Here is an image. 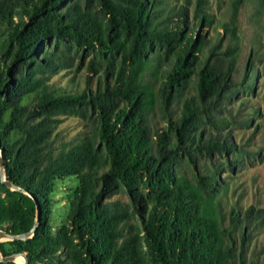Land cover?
<instances>
[{
    "label": "trees",
    "instance_id": "trees-1",
    "mask_svg": "<svg viewBox=\"0 0 264 264\" xmlns=\"http://www.w3.org/2000/svg\"><path fill=\"white\" fill-rule=\"evenodd\" d=\"M97 1L105 24L77 0H0V142L6 180L18 189L5 185L0 172V232L25 235L41 214L34 237L10 243L12 253L1 245V253L24 254L29 264H232L230 253L222 250L220 229L203 218L199 201L180 187L175 167L167 165L163 154L173 143L181 154L204 146L201 113L216 110L229 91L241 50L238 15L245 0H232V18L223 27L230 38L225 52L220 43L202 67L201 28L213 21L205 12L206 0H196L199 23L188 34L182 10H174V25L161 23L157 7L162 0ZM60 44L95 54L99 63L91 66L95 73L104 68L102 90L62 94L50 87L48 75L66 65L59 57ZM162 57L172 61L162 73L165 103L181 97L193 76H198L199 96L184 102L169 133L155 131L160 150L155 154L149 150L154 138L146 121L150 95L144 77ZM29 96L37 98L34 107L23 104ZM89 109L94 129L54 155L60 116L91 122ZM227 143L210 139L206 150L227 154L235 148ZM103 148L111 167L102 173L108 164ZM66 179L78 184L67 223L54 234L50 194L55 180ZM100 181L110 190L124 186L139 213L142 191H149L144 238L138 230L133 233L127 213L104 207Z\"/></svg>",
    "mask_w": 264,
    "mask_h": 264
},
{
    "label": "rangeland",
    "instance_id": "rangeland-1",
    "mask_svg": "<svg viewBox=\"0 0 264 264\" xmlns=\"http://www.w3.org/2000/svg\"><path fill=\"white\" fill-rule=\"evenodd\" d=\"M77 1L84 10H90L100 23L105 24L97 0ZM157 10L163 25H174V10L185 12L187 34L193 25L199 23L195 17L196 0H162ZM205 12L213 21L210 26L201 28L205 46L199 56L200 67L220 43L221 53L230 44V38L223 27L232 18V0H206ZM238 26L241 50L237 69L229 81V91L216 110L209 108L208 112L201 113L198 129L204 134V146L202 149L194 146L191 154H181L173 143L166 148L163 156L168 155L167 165L175 167L180 187L194 194L199 201L203 218L211 220L220 229L223 241L221 247L224 252L230 253L231 263L264 264V0H245L239 11ZM55 43V40L51 42V50ZM58 53L66 65L48 75L52 89L62 94L91 95L104 88V68H99L96 73L92 70V62L99 63L93 52H84L72 44H60ZM171 62H165L163 57L161 60L157 58L144 77L150 95L146 121L154 138L149 150L155 154L160 151L155 131L169 133L170 122L180 119L184 102L199 96L198 76H193L181 97L175 98L171 104L165 103L162 73ZM113 80L111 78V84ZM37 103L35 96L25 98L23 102L29 107ZM88 117L91 122L76 116H60L62 123L52 139L54 155L59 156L64 150L70 149L85 132L94 129L91 109ZM19 136L15 134V138ZM172 136L175 141V136ZM210 139L227 140V145L230 147L234 144L235 148L230 147L227 154L217 151L208 153L206 145ZM102 154L108 161L103 173L110 170L111 166L104 148ZM77 184L75 179L54 181L50 194V224L54 234L67 223L69 201ZM98 190L105 193L104 207L114 212L127 213L130 217L129 225L134 227L133 233L138 230L144 238L143 219H147L151 211V206L147 204L149 191H142V213H139L124 186L117 185L110 190L100 181ZM251 209L254 211L250 212ZM12 242L9 238L0 237V251L1 245H4L12 253ZM14 255L19 254L7 257ZM10 264H26V259L17 256Z\"/></svg>",
    "mask_w": 264,
    "mask_h": 264
},
{
    "label": "water",
    "instance_id": "water-1",
    "mask_svg": "<svg viewBox=\"0 0 264 264\" xmlns=\"http://www.w3.org/2000/svg\"><path fill=\"white\" fill-rule=\"evenodd\" d=\"M0 168H1L3 183L5 185H7L10 189H12L13 191H18V189L13 184L7 182V180H6L4 160H3V156H2V152H1V142H0ZM40 219H41V214L39 215V220H38L36 227L31 232H29L25 235L16 237V236H13V235L5 233V232H0V237L9 238L12 241H27V240H29L35 236V234H36V232L40 226V222H41ZM17 256H23L26 259V264H29V260H28L27 256L24 254L14 255V256L5 258L2 256L1 251H0V263H4V264L13 263Z\"/></svg>",
    "mask_w": 264,
    "mask_h": 264
}]
</instances>
